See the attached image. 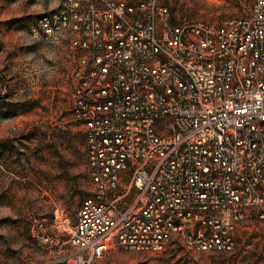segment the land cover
Returning <instances> with one entry per match:
<instances>
[{"label":"built area","instance_id":"built-area-1","mask_svg":"<svg viewBox=\"0 0 264 264\" xmlns=\"http://www.w3.org/2000/svg\"><path fill=\"white\" fill-rule=\"evenodd\" d=\"M28 36L64 55L93 187L63 264L173 234L230 252L248 210L264 219V0L220 23L178 22L164 0H60Z\"/></svg>","mask_w":264,"mask_h":264},{"label":"rangeland","instance_id":"rangeland-1","mask_svg":"<svg viewBox=\"0 0 264 264\" xmlns=\"http://www.w3.org/2000/svg\"><path fill=\"white\" fill-rule=\"evenodd\" d=\"M60 0H0V264H63L93 187L85 138L71 116L64 55L30 26ZM183 20L220 23L253 0H164ZM91 264H264V219L248 210L232 251L193 252L173 234L159 252L109 247Z\"/></svg>","mask_w":264,"mask_h":264}]
</instances>
